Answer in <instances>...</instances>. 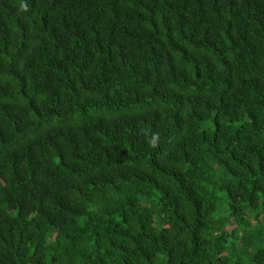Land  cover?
<instances>
[{
  "label": "trees",
  "instance_id": "1",
  "mask_svg": "<svg viewBox=\"0 0 264 264\" xmlns=\"http://www.w3.org/2000/svg\"><path fill=\"white\" fill-rule=\"evenodd\" d=\"M0 264H264V0H0Z\"/></svg>",
  "mask_w": 264,
  "mask_h": 264
}]
</instances>
